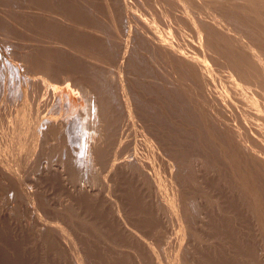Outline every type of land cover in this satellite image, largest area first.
<instances>
[{
	"label": "rangeland",
	"instance_id": "374dc122",
	"mask_svg": "<svg viewBox=\"0 0 264 264\" xmlns=\"http://www.w3.org/2000/svg\"><path fill=\"white\" fill-rule=\"evenodd\" d=\"M1 1L0 18L4 19V15H8V17L6 16L4 19L6 23L0 21V26L2 25L1 27L4 29L0 27V40L5 42L1 45L0 41V48H2L0 50V58L2 57L0 59V66H2L0 69L2 70L0 71V264H264V164L259 162L260 156L257 159L256 156L255 158L250 154L253 148L260 144H256V141H253L254 145H252L253 142L250 140L249 143L252 146L250 153L246 150H236L234 139L231 138L232 140H229V136L224 134L225 131L219 130L218 124L215 126L214 120H211L212 118L210 116L213 117L214 115L212 113H215L216 110L212 106H209V109H203L199 104L200 101L206 104L211 103L207 99L209 98L208 92L212 91L211 83H213V78L203 68V62L198 58L200 54L198 55L195 49L192 48L194 51L189 50L191 53H186V50L185 52L183 51L184 44H189L187 47L190 48L194 46L193 42H197L198 36L196 30L198 29L201 35L204 34L207 36L203 40L204 46H201V49L206 50L212 59L222 57L227 62H220V68H222H219L216 71L218 73L215 72L213 76L215 84L218 82L219 86L221 82L226 85L231 84L232 80L229 74L226 73V70H228L227 67L229 68V65L234 64L232 59H237L236 61L243 63L244 61H241V59H246L247 61L252 57L253 59L258 56L259 58H264V0H153L152 4L150 0H143V2L142 0H46V6L43 0ZM154 1H157V4L163 6L164 9L166 8L165 10H170V14L167 15L169 17L170 15L172 16L170 17L171 20L174 18L172 23L177 27V50L182 52L184 59L177 57L174 60L173 54H171L172 51L169 50L170 48L168 46H165V48L160 45L153 39L152 33H149L153 29L152 26H154L149 15L151 14L152 16L151 7L155 8ZM174 1L177 4L173 3ZM27 5L29 7H26ZM32 6L34 8L37 6V13H39L41 8L48 10L49 8L50 10L55 9L56 12L60 11L61 14H64L66 17L68 16V19L70 16V24H77L78 22L76 21L81 19L80 24L78 23L79 25H74L73 27L71 26L72 24L69 25L71 27L67 33H70L69 31L72 30L71 33H73V36H71V33L69 35L67 33H60L59 31L55 32L56 30L53 29V26L50 27L49 24H44V21L41 24V20H39L40 23H36L35 21L38 19L34 18L35 21L33 19H26L28 17L25 14L30 9L35 12ZM171 6L177 11H174ZM21 10H24L26 13L24 12V14ZM110 10L121 15L119 17L116 15V20L118 21L115 23L111 20ZM4 11L6 13L2 14ZM71 11L72 14L76 12L79 15V19L77 17L78 15H70L71 13L69 12ZM121 11L124 14L120 13ZM15 14L18 18L14 16ZM22 14L25 15V19L22 18ZM134 16L138 18L134 19ZM76 17L77 19H74ZM7 18L9 19L7 20ZM187 19L190 20V24ZM10 20L18 21H11L13 23H9ZM71 20L76 21L74 23ZM141 22L144 24L142 25ZM1 23L4 25L7 24L8 27L7 25L4 27ZM117 23L120 26H125V28L119 27ZM128 23L133 25V27H130H135L134 29L137 30H135V36L132 35L135 37L133 39L135 42L131 44V49L129 48V55L127 54L125 60H123L120 58L121 54L117 53L118 51L121 53L120 45L117 44H122L126 41L125 39L128 37L126 24L128 25ZM12 24H15L14 26L16 27L12 26ZM150 24L153 25L151 26ZM115 25L117 27L116 29ZM78 26L81 30L80 28L78 29ZM47 27L48 29H46ZM120 28L125 31L126 35H124V31ZM77 29L81 32L80 35ZM117 29L119 34L122 32L120 37L122 39L121 41L118 40L120 35L115 32ZM88 30L100 34L98 35L100 38L97 37V40L100 39L97 42L98 45H92V43L90 45V42L87 40L85 42V38L82 37L79 39L78 35L83 36L87 32L90 35ZM102 32L103 34H101ZM116 33L119 36L116 37ZM58 34H61V38ZM65 34L70 39H67ZM123 35L125 39L122 37ZM77 37L80 41H76ZM234 37L236 39L241 37L239 39L240 48L243 50L233 44ZM58 38L65 39L64 41L73 46L75 44L77 46L78 44L81 50L77 49L78 46L77 48L75 47L76 50L71 52L73 55L66 50L63 52L62 49L61 52L58 50L56 52L54 49H52V52L48 50L51 54H48L46 49H44L46 53L42 51L43 48L40 51V47L46 44L53 45L50 41ZM48 40L49 42H47ZM113 40L120 41H116L117 47ZM107 41L112 43H108ZM43 42L46 44H43ZM100 42L103 46L112 50L108 51L107 48L100 45ZM10 43L14 47L11 46L8 49L7 46ZM35 43L41 46L38 47L39 45ZM107 43L110 45H107ZM115 48H119V50L117 51ZM2 50L11 51L14 55L5 53L6 51ZM27 50V55L30 54L31 57H34V60L33 58L32 60L35 64L30 56L28 57L24 54ZM36 50H39L40 53H37ZM237 50L240 55H238ZM80 51L84 52L86 56L80 54ZM148 51H150L151 57ZM65 52L66 54H63ZM94 52L96 53L92 55ZM88 53L93 56L92 58H94L93 60L95 62H98L97 59L100 58L104 61L101 59L99 61L101 64L99 66L100 71L101 67L103 69L101 72L97 67L94 68V65H89L85 61L92 60ZM3 54L5 56H2ZM234 55L239 58H234ZM22 56L27 58H23ZM87 56L89 59L86 58ZM195 56H197V60L194 59ZM39 57L43 58L39 59ZM22 58L25 60H22ZM83 58L86 59L83 60ZM29 59L32 62L28 61ZM47 60L48 65L46 63ZM26 61L30 62V66L33 65L34 67L29 68V64ZM11 62L14 64L13 66ZM20 62L21 64H19ZM122 62L125 63L123 64ZM9 63H11L10 65L12 67ZM38 63L41 66L46 65L44 68H41V66H37L39 65ZM191 64L193 65L191 66ZM23 65H27L26 67L29 70L33 69L34 72H29L37 73V75L35 76L33 73L29 74L25 67L22 68ZM36 66L39 70L36 69ZM46 66L49 67V70L47 68V70L45 69ZM122 66L125 67L124 75L127 74L124 77L125 81L123 80V84H120L118 87L120 89L114 88L116 89L115 92L112 89L113 87L105 85L107 83L103 79L104 73L109 70L108 72L115 75L117 71L115 75L117 77ZM141 66L143 67L141 68ZM8 68L12 71H9L10 69ZM53 69L59 71V73L55 70L53 71ZM3 70L4 75L2 74ZM5 70L7 73H5ZM134 70L136 71L135 73L133 72ZM238 70L247 79L243 67L238 68ZM48 71L55 72L53 76L57 77V79L51 73H48ZM71 71H74V75L71 74L73 73ZM99 72H103V77ZM46 73L48 75L46 76L47 78L44 76ZM14 76L19 78L17 80H20L21 84L18 83ZM21 76L23 78L20 79ZM2 77H4V81ZM11 77H13L12 81ZM96 77V80L100 82L98 88L102 89L100 91L104 95L103 99L105 97L107 98L104 101L102 100L101 105L103 103L104 105L100 106L98 110V114L102 113L103 115L99 114V117L96 116L98 120L100 119L102 123L104 121L108 125L103 123L99 127L97 126L98 122L92 120L93 118H89L90 120H83L85 126L79 128L80 130L77 129L76 134L74 133L75 135H72L70 131L58 125L61 123L62 117L59 103L53 99V92L57 88L63 89L66 84L65 88H69L73 93H77L78 95H75L80 101L87 100L86 95H88L90 98L87 101L91 102L89 104L93 107L94 104H92L90 95L94 88L95 80L93 79ZM81 78L84 79L83 82ZM9 79V85L6 82L8 86L6 84V86L3 85L4 83L1 82L8 81ZM58 79H63V81L59 82ZM64 79L67 81L64 82ZM126 79L128 80L126 81ZM21 80L26 81L22 82ZM43 80L44 83L42 82ZM88 81L92 85L86 83ZM71 82L73 84L75 82V84L73 85ZM127 83L129 84L127 85ZM10 84H12V88ZM39 84H42V88ZM45 84L49 85L47 86ZM69 84L72 86H69ZM82 84L85 85L84 87L86 89H84ZM206 84L208 85L206 86ZM19 85H22V87L18 90ZM28 85L32 89H30V86L28 88ZM63 85L64 87H62ZM86 85H88V88ZM2 87H7L6 89L4 88L6 91ZM89 87L91 92L89 91ZM105 87H109V89L106 90ZM22 89L26 92L25 94ZM38 90L42 93L37 92ZM118 90V93L121 92L120 94L117 93ZM254 90H252L253 93H250L251 96L256 95L258 97L263 95L262 90ZM83 91H89L90 94ZM244 91L247 92L246 89ZM18 93L19 96H17ZM108 93H111V95ZM82 96H85V98ZM16 97H19V99ZM34 97L35 100L33 99ZM36 98L40 99L37 100ZM45 98L47 101L43 103L46 100ZM115 99L117 100L115 101ZM119 99L122 100L120 101ZM235 100L229 107L231 109L234 108L235 111L240 108L239 110L248 112L246 116L248 114L250 116L245 118L246 121L236 117L235 119L224 118V122L232 126H238L240 124L244 127H251L252 131L254 129V133L256 131L258 132V127L262 126L264 129V114L257 111L261 107V110L264 109L262 102H259L260 106L258 102L255 105L249 104L252 100H248L249 108H246L247 105L242 103L240 96L239 98H235ZM117 102L119 103L117 104ZM39 104L43 108L38 109L41 111V114L37 110V108H40V106L38 107ZM44 104L48 105L44 107ZM89 104L88 107L90 108ZM234 104H236V107H233ZM50 105L51 107H49ZM24 106H27V109ZM30 106L32 110L28 109ZM124 107L129 112H126ZM19 108L23 111H20ZM107 110L109 111L107 112ZM207 110L208 113L210 112L209 115ZM17 111L19 113L26 111L24 113L27 115L26 121L24 120V114L21 115L20 113V116ZM136 111L137 113H134ZM113 112L116 115H113ZM16 113L18 117L23 118L18 119ZM104 113H107L108 116ZM200 114L201 116H199ZM253 114L259 116H253ZM104 115L107 116V119H105ZM118 115L120 116L119 118ZM47 116L49 117L48 119H46ZM115 116L119 122L115 119ZM27 117L33 118L34 121L31 118L27 121ZM259 118H262V120L260 119V121ZM56 119L59 122L53 123ZM128 119L129 121H127ZM213 119L215 118L213 117ZM36 120L38 121L36 122ZM23 121L24 125L22 123ZM126 121L130 123L128 124ZM31 122L34 123V127ZM44 122L45 125L48 124L47 122H49L48 125L51 123V127L49 126L50 129L48 126L44 127ZM254 124L256 125L253 126ZM55 125H58L57 129ZM96 126L99 130L102 128L100 130L101 133L99 130L96 131L94 129ZM136 127L137 130L143 129L145 132L142 130L137 131ZM45 128L46 130L48 129L47 132H50V134L45 132ZM60 128L61 130L63 128L64 131L62 130L61 132ZM113 128L117 129L115 130ZM37 129L40 131L38 132ZM43 130L45 134H43ZM239 130L242 133L245 131L242 128ZM68 132L70 133L68 134ZM144 133L147 135L143 137L142 134ZM260 134L258 132L256 135L259 139H264V137H260L264 135ZM102 135L103 137H101ZM96 136V145L99 147L97 156L95 155L93 159L88 151L89 147L91 148L92 145H95L93 142H95ZM21 137L24 139H21ZM146 137L149 140L145 139ZM98 138L100 139L98 140ZM85 140L89 141L85 143ZM91 142L93 144L88 146ZM29 143L32 144L30 145ZM101 143L103 145H99ZM260 146L264 150V146ZM29 147L31 150H29ZM102 150L104 152L103 154H101ZM27 151H29L28 155H26ZM131 160L135 163L133 164ZM255 160H258V163ZM128 162L133 165L127 166L129 164ZM137 162L140 164H137ZM135 164L136 166H134ZM124 168H127V170ZM189 219L191 220L189 221ZM201 229H203V233Z\"/></svg>",
	"mask_w": 264,
	"mask_h": 264
},
{
	"label": "bare ground",
	"instance_id": "6f19581e",
	"mask_svg": "<svg viewBox=\"0 0 264 264\" xmlns=\"http://www.w3.org/2000/svg\"><path fill=\"white\" fill-rule=\"evenodd\" d=\"M1 1V0H0ZM8 1H10V0H8ZM7 1V2H8ZM25 1V0H24ZM32 1V0H31ZM40 1V0H39ZM48 1V0H47ZM46 0L44 1L43 0V2H44V4L47 2ZM55 1V0H54ZM75 1V0H74ZM104 1V0H103ZM106 1V0H105ZM121 1V0H120ZM149 1V0H148ZM152 1L153 0H150V2H151V4H152ZM2 2V1H1ZM19 2V1H18ZM61 2V1H60ZM71 2V1H70ZM70 2H69V4H70ZM109 2V1H108ZM142 2H143V0H142ZM13 3V2H12ZM32 3V2H31ZM35 3V2H34ZM49 3V2H48ZM52 3V2H51ZM165 3V2H164ZM173 3H176L177 4V2L176 1H174ZM1 4V3H0ZM6 4H8V3H6ZM5 4V5H6ZM11 4V3H10ZM18 4V3H17ZM67 4V3H66ZM154 6H155V8H152L151 7V10H152V16H151V14H149L150 15V17H151V20H152V22H153V24H154V26H152L153 24H150L151 26H152V28L154 29V31H153V29L151 30V32H149V33H152V35H153V39H155L160 45H162V46H168L169 48V50H171L172 51V53L171 54H173V57H174V60H176L177 59V57H179V58H183L184 59V55L182 54V52L180 51V50H177V38H176V32H177V27H176V25L174 24V23H172L173 21V19L174 18H172V20L170 19V17H172L171 15H170V17L167 15V14H170V10H165L164 9V7L163 6H161L160 4H157V1L155 2L154 1ZM172 4V3H171ZM2 5V4H1ZM12 5V4H11ZM35 5V4H34ZM33 5V6H34ZM47 4H45V6H46ZM51 5V4H50ZM60 5V4H59ZM65 5V4H64ZM64 5H62V6H64ZM108 5V4H107ZM158 5V6H157ZM167 5V4H166ZM174 5V4H173ZM7 6H9V4L7 5ZM20 6V5H19ZM32 6V8L33 9H35L34 11L35 12H33V10L32 9H30L31 10V12H29L28 10V13L27 14H25L26 12L23 10H21V12H25L24 14L26 15V17H28V18H26L25 17V15H23L22 16V18H26V19H33L34 20V18L35 19H38L37 21H35L36 23L38 22V23H40L39 22V20H41V22L42 21H44V24L45 23H47V25L49 24L50 25V27L51 26H53V29H55L54 31L55 32H62L63 34L64 33H67L68 32V30H70L69 28L72 26H76V25H79L80 23V20L79 21H76V22H78L77 24H70L69 23V21H70V16H69V19L64 15V14H61V12L60 11H58V12H60V13H58V12H56V10L54 11V10H50V8L49 7H47V8H49V10L48 9H40L39 10V13H37L36 12V7L37 6H35V8ZM70 6H72V5H70ZM76 6H77V4H76ZM80 6V5H79ZM6 7V6H5ZM26 7H29L28 5L26 6ZM42 7H44V6H42ZM59 7V6H58ZM115 7V6H114ZM132 7V6H131ZM172 8H173V6H171ZM9 8V7H8ZM38 8H40V7H38ZM65 8V7H64ZM81 8V7H80ZM112 8V7H111ZM125 8V7H124ZM133 8V7H132ZM3 9V8H2ZM6 9V8H5ZM12 9V8H11ZM14 9V8H13ZM22 9H25V8H22ZM63 9V8H62ZM69 9V8H68ZM174 9V8H173ZM179 9H180V7H179ZM7 10V9H6ZM42 10H44L43 12H42ZM113 10H114V8H113ZM123 10V9H122ZM19 11V10H18ZM38 11V10H37ZM40 11H41V13H40ZM64 11V10H63ZM62 11V12H63ZM82 11V10H81ZM92 11V10H91ZM107 11V10H106ZM119 11V10H118ZM174 11H177V10H175L174 9ZM1 12H2V10H1ZM65 12V11H64ZM67 12V11H66ZM76 12H77V10H76ZM76 12H74V14H72V11L71 12H69V13H71L70 15H74V16H77L78 14H76ZM83 12V11H82ZM108 12V11H107ZM110 13V15H111V20L115 23L116 21H118V20H116V15H118V14H116V12L115 11H112V10H110L109 11ZM182 12V11H181ZM6 12L4 11V13H2V14H5ZM68 13V12H67ZM81 13V12H80ZM120 13H122V14H124V12H120ZM149 13V12H148ZM172 13V12H171ZM76 14V15H75ZM19 15V14H18ZM81 15V14H80ZM109 15V16H110ZM0 16H1V14H0ZM5 16V18H6V16L8 17V15H4ZM14 16H16V14L14 15ZM119 16H121V15H118V17ZM124 16V15H123ZM137 16V15H136ZM178 16V15H177ZM17 17V16H16ZM78 17V19H79V15L77 16ZM77 17L76 18H74V19H77ZM95 17V16H94ZM174 17V16H173ZM2 18H3V15H2ZM4 18V19H5ZM15 18V17H14ZM18 18V17H17ZM16 18V19H17ZM73 18V17H72ZM92 18V17H91ZM136 18H138V17H136ZM135 18V16H134V19H136ZM178 18V17H177ZM1 19V18H0ZM4 19H1L0 21H3V23H6L5 21H4ZM9 18H7V20H8ZM11 19H13V18H11ZM24 19H22L23 21H25ZM87 19H88V17H87ZM120 19V18H119ZM130 19V18H129ZM146 20H148L147 18H146ZM178 20H179V18H178ZM11 21H16V20H10L9 21V23H13V22H11ZM18 21V20H17ZM16 21V22H17ZM27 22H29L28 20H26ZM74 20H71V22H73ZM75 21H74V23H75ZM88 21V20H87ZM87 21H85V22H87ZM139 21V20H138ZM138 21H137V24H138ZM181 21V20H180ZM187 21H188V23L190 24V20L189 19H187ZM16 22H14V23H16ZM22 22V21H21ZM20 22V23H21ZM26 22V23H27ZM126 22V21H125ZM124 22V23H125ZM174 22H175V20H174ZM177 22V21H176ZM192 22V21H191ZM3 23H1V24H3ZM26 23H24V24H26ZM29 23H31V22H29ZM32 23H33V21H32ZM121 24H122V22H120ZM142 23V25L144 24L143 22H141ZM151 23V22H150ZM178 23V22H177ZM7 24H8V22H7ZM7 24H3L4 25V27L7 25ZM17 24V23H16ZM23 24V23H22ZM34 24V23H33ZM41 24H43V22L41 23ZM84 24V23H83ZM88 24V23H87ZM90 24V23H89ZM118 24V26L119 27H124L125 28V26H120L119 25V23H117ZM136 24V25H137ZM9 25V24H8ZM8 25H7V27H8ZM15 24H12V26H14ZM21 25V24H20ZM28 25V24H27ZM69 25H71V26H69ZM182 25V24H181ZM2 26V25H1ZM0 26V27H1ZM10 26V25H9ZM18 26H19V23H18ZM17 26V27H18ZM22 26V25H21ZM25 26V25H24ZM23 26V27H24ZM29 26V25H28ZM32 26V25H31ZM39 26V25H38ZM43 26V25H42ZM82 27H83V25H81ZM84 26H86V24H84ZM87 26H89V25H87ZM130 26H132L133 27V25H130L129 23H128V25L126 24V30H128V37H127V39H125V36L124 35H126V33H125V31L123 30V29H121L122 31H124V35L122 36L126 41L124 42V43H122V44H117V45H120V49L122 50H120V52L121 53H119V48L117 49V48H115V49H117V53L118 54H121V59H123V60H125V57L127 56V54L129 53V48L131 49V44H133V42H135L133 39L135 38V37H133L132 35H134V33H135V30H137V29H134V28H132V27H130ZM146 26H147V24H146ZM14 27H16V26H14ZM49 27V28H50ZM143 29H144V27L143 26H141ZM181 27V26H180ZM191 27H192V25H191ZM197 27V26H196ZM9 28H11V27H9ZM27 28V27H26ZM35 28V27H34ZM75 28V27H74ZM74 28H72V29H74ZM80 27L78 26V29H79ZM84 28H86V27H84ZM83 28V30L85 31V29ZM90 28V27H89ZM117 27H116V25H115V29H116ZM146 28V27H145ZM193 28V27H192ZM195 28V27H194ZM1 29H3L2 27H1ZM8 29V28H7ZM22 29V28H21ZM27 29H29V28H27ZM46 29H48V27L46 28ZM51 29V28H50ZM52 29V30H53ZM78 29H77V31H78ZM92 29H95V28H92ZM4 30V29H3ZM42 30H43V28H42ZM80 30H81V28H80ZM147 30H148V27H147ZM47 31V30H46ZM72 31V30H71ZM71 31H69L70 33H71ZM74 31H76V30H74ZM89 31V33H90V35H88V32H87V34H83V36L81 35V36H79L80 34H81V32L80 31H78V32H80L79 33V35H78V37H79V39H80V37H82V38H85V42H86V40L88 41V42H90L89 44L91 45V43H92V45H98V43L97 42H99V40H97V37L98 38H100L98 35H100V34H96L97 32H93V31H90V30H88ZM94 31H97V30H94ZM118 31V29L115 31V32H117ZM120 31V30H119ZM149 31V30H148ZM45 32V31H44ZM48 32V31H47ZM114 32V33H115ZM138 32V31H137ZM196 34H197V38H198V40H197V42H193V47L191 46L190 48H188L187 47V45H189V44H184L183 46H184V49H183V51L185 52V50L187 51L186 53H188V52H190L191 50H193V49H195V52L197 51V53H198V55L200 54V57L198 56V58L203 62V68H205V71L208 73L209 72V74L212 76V78H213V83H211V86H212V91L211 92H208V94H209V98L207 99V100H210V102L211 103H209V104H206V103H201V101L200 100H198V101H200L199 102V104H200V107H202L203 109L204 108H208L209 106H212L215 110H216V112L215 113H212V115H214L213 117L215 118V119H213V117L212 116H210L212 119L211 120H214L213 122L215 123V126L218 124V127L220 128L219 130H224L225 131V133L224 134H226L227 136H229V140H232V139H234V141H235V148H236V150L237 149H240V150H246V151H248L249 153L251 152V148H252V146L250 145V140L253 142H255L256 144H260V145H262V146H264V139L262 138H258V136L256 135L258 132H260L262 135H264V129H263V127L261 126V127H258L259 128V130H258V132L256 131L255 133L253 132L254 131V129H253V131H252V128L251 127H244V126H241L240 124H238V126H232L231 124H228V123H226V122H224V118L225 119H229V118H231V119H235L236 117H238V119L240 118V119H242V120H245V118L247 117V116H250L249 114L246 116V113H248V112H245V111H242V110H239V109H237V111H235L234 110V108L233 109H231L229 106L230 105H232L233 103H234V100H235V98H239V96H240V98H241V101H242V103H244V104H246L247 105V107L246 108H249L248 107V105L249 104H254L255 105V103L257 104V102H258V104H259V102H262V104L264 105V58H259V56L258 57H255L254 59H253V57L251 58V59H249V60H247L246 61V59H241V61H244L243 63H241V62H238V61H236L235 59L233 60L232 59V61H233V65H229V68L227 67V69L228 70H226V73H228L229 74V76H230V78H231V80H232V82H231V84H229V85H226L225 83H223V82H221V84H220V86L218 85V83H216L215 84V82H214V74H215V72L217 71V70H219V68H220V62H226V60L224 59V58H214V59H212V57H211V55L210 54H208L207 52H206V50H202L201 49V46H204L203 45V40L204 39H206V35H201L200 34V32H198V29L196 30ZM67 33V34H69V35H71V36H73V33ZM98 33H99V31H98ZM106 33V32H105ZM104 33V34H105ZM118 33V32H117ZM116 33V34H117ZM121 34H122V32H120ZM139 33V32H138ZM138 33H137V35H138ZM148 33V34H149ZM183 33V32H182ZM49 34V33H48ZM67 34H65L66 36H67ZM75 34H77V32H75ZM101 34H103V32L101 33ZM109 34V33H108ZM115 34V35H116ZM119 34V33H118ZM116 35V37L117 36H119V39L118 40H122V39H120V37H121V34H119V35ZM156 34V35H155ZM47 35V34H46ZM45 35V36H46ZM60 35L61 34H58V36L60 37ZM64 35V36H65ZM85 35H88V36H85ZM106 35V34H105ZM109 35H111V34H109ZM136 35V36H137ZM139 35L141 36V34L139 33ZM138 35V36H139ZM152 35H151V37H152ZM48 36V35H47ZM50 36V35H49ZM66 36H65V38H66ZM75 36V35H74ZM135 36V35H134ZM140 36H139V38H140ZM144 36V35H143ZM9 37V36H8ZM51 37V36H50ZM78 37H77V39H76V41L77 40H79L78 39ZM115 37V38H116ZM133 37V38H132ZM6 38V37H5ZM41 38V37H40ZM39 38V39H40ZM53 38H54V34H53ZM53 38H51V39H53ZM57 38V37H56ZM61 38V37H60ZM60 38H58V39H55L54 41L53 40H51L50 42L51 43H53V45L51 44H46L45 42H46V40H45V42H43V44H46V45H44L43 47H40L41 45L40 44H37V43H35V44H37V45H39L38 47H40V51H41V49L43 48V50L42 51H45L44 49H46L47 50V52H48V50H50L51 52H52V49H54V51H56V50H58V51H60L61 52V49L63 50V52H64V50H66V51H68L70 54H72L71 52L74 50H76L75 49V47L77 48V46H78V44H77V46H76V44H75V46H73L72 44H68V42H66V41H64V40H62V39H60ZM69 37L67 36V39H68ZM137 39H138V37H136ZM145 38V37H144ZM239 39L241 38V37H238ZM38 39V40H39ZM44 39H47V38H44ZM70 39V38H69ZM114 39V38H113ZM124 39H123V41H124ZM136 39V40H137ZM239 39H236V37H234V42H233V44H235V46H237V47H239V49H242V48H240V41H239ZM4 40V39H3ZM6 40V39H5ZM10 40V39H9ZM42 40V39H41ZM49 40H50V38H49ZM49 40L47 41V42H49ZM109 40V39H108ZM1 41V40H0ZM37 41V40H36ZM43 41V40H42ZM76 41H74L75 43H76ZM80 41V40H79ZM84 41V40H83ZM114 41V40H113ZM117 41V40H116ZM116 41H114L115 42V45H116ZM120 41H117V42H120ZM169 41V42H168ZM4 42V41H3ZM3 42L1 41V45H3ZM87 42V43H88ZM108 43H112V42H109V41H107ZM147 42V41H146ZM5 43V42H4ZM41 43V42H40ZM78 43V42H77ZM80 43V42H79ZM97 43V44H96ZM101 43V42H100ZM107 43V45H110V44H108ZM31 44V43H30ZM42 44V43H41ZM1 45H0V47H1ZM7 45V44H6ZM6 45H4V46H6ZM13 44H9V46H7V48L8 47H11ZM37 45H36V47H37ZM72 45V46H71ZM82 45V44H81ZM86 45V44H85ZM100 45H102V43L100 44ZM112 45V44H111ZM117 45H116V47H117ZM141 45V44H140ZM192 45V44H191ZM4 46H2V47H4ZM33 46H35V45H33ZM33 46H31V47H33ZM103 46V45H102ZM101 46V47H102ZM12 47H14V46H12ZM29 47V46H28ZM30 47V48H31ZM83 47V46H82ZM85 47V46H84ZM88 47V46H87ZM86 47V48H87ZM103 47H105V46H103ZM150 47H151V45H150ZM165 47V48H166ZM35 48V47H34ZM33 48V49H34ZM99 48V47H98ZM105 48H107V47H105ZM112 48V47H111ZM140 48V47H139ZM158 48V47H157ZM182 48V47H181ZM193 48V49H192ZM2 48H0V50H1ZM9 49V48H8ZM7 49V50H8ZM14 49V48H13ZM29 49V48H28ZM32 49V48H31ZM36 49V48H35ZM39 49V48H38ZM77 49H80L79 48V46H78V48ZM101 49V48H100ZM108 49V48H107ZM114 49V50H115ZM134 49V48H133ZM238 49V50H239ZM7 50H2V51H6L5 53H11V51L10 52H8ZM12 50V49H11ZM81 50V49H80ZM87 50V49H86ZM91 50V49H90ZM102 50V49H101ZM106 50V49H105ZM112 50V49H111ZM111 50H109L108 49V51H111ZM190 50V51H189ZM237 50V51H238ZM243 50V49H242ZM1 51V52H2ZM37 51V53L39 52L40 53V51L39 50H36ZM50 51L48 52V54L50 53ZM82 51H83V49H82ZM82 51H80L81 53L80 54H82V55H85L84 54V52H82ZM93 51V50H92ZM134 51V50H133ZM168 51V50H167ZM194 51V50H193ZM240 52H241V50H239ZM239 51H238V53H239ZM26 53H24V54H26L27 55V52H28V50L27 51H25ZM57 52V51H56ZM76 52H79V51H76ZM90 52V51H89ZM116 52V51H115ZM150 51H148V53H149ZM236 52V51H235ZM254 52V51H253ZM34 53V52H33ZM32 53V54H33ZM45 53H46V51H45ZM96 52H94L92 55H94ZM169 53V52H168ZM191 53V52H190ZM193 53V52H192ZM238 53H236V54H238ZM257 53V52H256ZM11 54H13V52L11 53ZM51 54V53H50ZM63 54H66V52L65 53H63ZM62 54V55H63ZM77 54V53H76ZM75 54V55H76ZM89 54V53H88ZM242 54V53H241ZM259 54V53H258ZM1 55V54H0ZM14 55V54H13ZM13 55H8V56H13ZM25 55V56H26ZM73 55V54H72ZM78 55V54H77ZM92 55H90L89 54V57L92 59V60H90L89 58H88V56L86 57V58H88L89 60H85L86 58H83V60H85V61H87V63H89V65L90 64H92V65H94V68L95 67H97L98 68V70L100 71V69H99V66L101 65L100 64V57H98V58H100V59H97L98 60V62H95L93 59L94 58H92L93 56ZM129 55V54H128ZM131 55V54H130ZM149 55H150V57H151V54L149 53ZM188 55H190V54H188ZM238 55H240V53L238 54ZM2 56H5L4 54L2 55ZM24 56V55H23ZM22 56V57H23ZM28 57L30 56L31 57V55L29 54V55H27ZM86 56V55H85ZM159 56V55H158ZM190 56H193V55H190ZM235 56V55H234ZM242 56V55H241ZM7 57V56H6ZM78 57V56H77ZM95 57V56H94ZM109 57V56H108ZM129 57V56H128ZM145 57V56H144ZM153 57V56H152ZM161 57V56H160ZM196 57V58H195ZM194 57V59H196L197 60V56H195ZM239 58L238 56H235L234 58ZM2 58V57H1ZM0 58V59H1ZM23 58H27V57H23ZM22 58V60H25V59H23ZM32 58H33V60H34V57L32 56L31 57V60H32ZM37 58V57H36ZM40 58H43V57H39V59ZM51 59H52V57H50ZM168 58V57H167ZM178 58V59H179ZM186 58V57H185ZM188 58V57H187ZM193 58V57H192ZM244 58V57H243ZM6 59H8V58H6ZM10 59V58H9ZM11 59H12V57H11ZM10 59V60H11ZM38 59V58H37ZM36 59V60H37ZM48 59V58H47ZM75 59V58H74ZM95 59H96V57H95ZM146 59V58H145ZM151 59V58H150ZM5 60V59H4ZM13 60V59H12ZM30 59L28 60V61H31ZM32 60V61H33ZM81 60V59H80ZM102 60V59H101ZM105 60H107V59H105ZM131 60V59H130ZM137 60V59H136ZM147 60V59H146ZM182 60V59H181ZM5 61H7V60H5ZM31 61V62H32ZM43 62H44V60H42ZM89 61V62H88ZM103 61V60H102ZM127 61V60H126ZM129 61V60H128ZM154 61V60H153ZM179 61H180V59H179ZM1 62V61H0ZM13 62V61H12ZM11 62V63H12ZM27 62V61H26ZM48 62V60L46 61V63ZM104 62V61H103ZM132 62V61H131ZM142 62V61H141ZM149 62H150V60H149ZM152 62V61H151ZM2 63H3V61H2ZM5 63H8V62H5ZM11 63H9V65L11 64ZM22 63H23V61H22ZM28 64H29V68H32V66H30V62H27ZM33 63L35 64V62L33 61ZM40 64H41V62H39ZM38 63V64H39ZM45 63V62H44ZM123 63V62H122ZM125 63V62H124ZM123 63V64H124ZM181 63H182V61H181ZM185 63V62H184ZM188 63V62H187ZM189 63H191V62H189ZM227 63V62H226ZM4 64V63H3ZM2 64V65H3ZM15 64H17L16 62H15ZM19 64H21V62L19 63ZM32 64V63H31ZM37 64V63H36ZM37 65V66H41V65H43V64H41V65ZM84 64V63H83ZM86 64V63H85ZM103 64V63H102ZM127 64V63H126ZM9 65H7V66H9ZM12 66L14 65L13 63L11 64ZM10 65V66H11ZM46 65V64H45ZM44 65V66H45ZM47 65H48V63H47ZM88 65V64H87ZM88 65V66H89ZM193 64H191V66H192ZM4 66V65H3ZM11 66V67H12ZM18 66V65H17ZM16 66V67H17ZM27 65H23L22 66V68L23 67H25L27 70H28V72L29 71H33V69L31 70H29L27 67H26ZM37 66H36V69L37 70H39V68H37ZM44 66H41V68L43 67L44 68ZM50 66V65H49ZM1 67L2 66H0V69H1ZM5 67V66H4ZM19 67V66H18ZM34 67V66H33ZM90 67V66H89ZM104 67V66H103ZM122 67H124V66H122ZM122 67H121V70H120V72H119V74H118V78L115 76L116 75V73H117V71L115 72V75L113 74V73H111V72H106V73H104V77H103V72L102 73H100L103 69H102V67H101V71L99 72L100 74H102L101 76L103 77V79L104 80H106V82L105 83H107V84H105V85H108L109 87H113L112 89H114V88H118L119 86H120V84L122 85L123 84V82L125 81L124 80V77H125V75L127 74H125L124 75V73H125V71H124V69H125V67L122 69ZM136 67V66H135ZM143 66H141V68H142ZM197 67V66H196ZM199 67V66H198ZM201 67V68H202ZM243 67V69H244V72H245V75H246V77H247V79H245L244 77H243V74H241L240 73V71L238 70V68H242ZM20 68V67H19ZM48 69L49 67H45V69ZM53 68V67H52ZM52 68H51V70H52ZM92 68H93V66H92ZM93 68V69H94ZM106 68V67H105ZM119 68V67H118ZM138 68V67H137ZM189 68V67H188ZM192 68V67H191ZM202 68V69H203ZM222 68V67H221ZM220 68V69H221ZM8 69H10V68H8ZM13 69V68H12ZM16 69V68H15ZM35 69V68H34ZM46 69V70H47ZM57 69V68H56ZM61 69V68H60ZM92 69V70H93ZM111 69V68H110ZM136 69V68H135ZM144 69H145V66H144ZM195 69H198V68H195ZM49 70V69H48ZM55 69H53V71H54ZM97 70V69H96ZM105 70V69H104ZM115 70V69H114ZM119 70V69H118ZM189 70V69H188ZM200 70V69H199ZM199 70H196L197 72L199 71ZM223 70H224V68H223ZM0 71H2V70H0ZM6 71V70H5ZM9 71H12L11 69L9 70ZM40 71H42V69H40ZM44 71V70H43ZM55 71H57V70H55ZM62 71V70H61ZM64 71V70H63ZM106 71V70H105ZM112 71V70H111ZM191 71H193L192 69H191ZM195 71V70H194ZM16 72H17V70H16ZM27 72V71H26ZM34 72V71H33ZM33 72H29V74H32ZM45 72H47V71H45ZM44 72V73H45ZM58 73H59V71H57ZM57 72H56V74H57ZM71 72H73V73H71ZM70 73L72 74V75H74V71H71ZM94 72H95V69H94ZM128 72V71H127ZM134 73L136 72L135 70L133 71ZM200 72V71H199ZM220 72V71H219ZM5 73H7V71L5 72ZM22 73V72H21ZM48 73H51L52 74V76H53V73H55V72H49L48 71ZM67 73V72H66ZM75 73H76V71H75ZM98 73V72H97ZM196 73V72H195ZM216 73H218V72H216ZM225 73V72H224ZM3 75H4V70H3V73H2ZM28 74V75H29ZM76 74H78V73H76ZM75 74V75H76ZM129 74V73H128ZM191 74V73H190ZM228 74H227V76H228ZM0 75H1V72H0ZM18 75V74H17ZM25 75V74H24ZM24 75H22V76H24ZM33 75H37V73H33ZM41 75V74H40ZM39 75V76H40ZM42 75H43V73H42ZM50 75V74H49ZM66 75V74H65ZM68 75H69V73H68ZM68 75H67V78H68ZM79 75V74H78ZM166 75V74H165ZM205 75L209 78V76L205 73ZM19 76V75H18ZM17 76V77H18ZM20 77V79L21 78H23V77ZM26 76V75H25ZM45 77L46 76H48L47 75V73L44 75ZM43 76V77H44ZM100 76V75H99ZM28 77V76H27ZM44 77V78H45ZM50 77V76H49ZM49 77H48V79H49ZM54 77V76H53ZM60 77H61V75H60ZM80 77H82L81 75H80ZM134 77V76H133ZM141 77V76H140ZM3 78V81H4V77H2ZM1 78V79H2ZM7 78V77H6ZM14 78H16L15 76H14ZM36 78V77H35ZM47 78V77H46ZM45 78V79H46ZM55 79H57V77H54ZM211 78V77H210ZM17 79H19V78H16V80ZM32 79V78H31ZM47 79V80H48ZM54 79V80H55ZM66 79V78H65ZM64 79V82L65 81H67V80H65ZM81 79H83V78H81ZM91 79V78H90ZM97 77L95 78V79H93V80H95L94 81V88H93V90H92V92L90 91V87H89V91L91 92V101H92V104H94L93 105V107L89 104V103H91V102H88L87 100H89V98L90 97H88V95H86V94H83V95H86L87 97L86 98H88L87 100L85 99V100H79L78 98H77V96L75 95V94H77V93H73L69 88H65L66 87V84H65V87H64V85L62 86V87H64L63 89H58L57 88V90H55L54 92H53V99L54 100H57L58 101V103H59V109H60V114H61V119H62V121H61V123L60 124H58V125H60V126H62L64 129H66V130H68V131H70L71 133H72V135L75 133L76 134V130L78 129V130H80L79 128H81V127H84L85 126V124L83 123V120H87V119H89V118H93L92 120H94L95 122H98L97 123V126H102L103 125V123H104V121H103V123L100 121V119L98 120V118H97V116L99 117L100 115H103L102 113L99 115L98 114V110H99V108H100V106H103L104 105V103H103V105H101V103H102V100L104 101V99H107L106 97L103 99V96L104 95H102V91H100V90H102V89H99L98 88V85H99V83L100 82H98L97 80ZM131 79V78H130ZM133 79V78H132ZM218 80H219V78H217ZM227 79H229V78H227ZM13 80V77H11V81ZM34 80H36V79H34ZM38 80V79H37ZM40 80V79H39ZM59 80V79H58ZM78 80H79V78H78ZM87 80V79H86ZM99 80V79H98ZM124 80V81H123ZM128 79H126V81H127ZM136 80V79H135ZM207 80V79H206ZM217 80V81H218ZM3 81H1L2 83H4L3 85H5L6 84V82L8 83L9 81H10V79L8 80V81H5V82H3ZM18 81V83H20V80H17ZM22 81V80H21ZM24 81H26V80H23L22 82H24ZM29 81V80H28ZM33 81V80H32ZM32 81H31V84H32ZM41 81V80H40ZM51 81V80H50ZM49 81V82H50ZM60 81H63V79L62 80H59V82ZM84 81V79L82 80V82ZM100 81V80H99ZM13 82H15V81H13ZM37 82V81H36ZM43 83H44V80L42 81ZM75 82H76V80H75ZM75 82H74V84H75ZM92 82V81H91ZM178 82V81H177ZM11 83V82H10ZM16 83V82H15ZM15 83H13V85H15ZM41 83V82H40ZM48 83V82H47ZM51 83V82H50ZM49 83V84H50ZM63 83V82H62ZM69 83V82H68ZM72 84H73V82H71ZM78 83H79V81H78ZM81 83V82H80ZM86 83H90L89 81L88 82H86ZM196 83V82H195ZM21 84V83H20ZM23 84V83H22ZM28 84H30L29 82H28ZM30 84V85H31ZM37 84V83H36ZM35 84V85H36ZM48 84V85H49ZM52 84H53V82H52ZM61 84V83H60ZM64 84V83H63ZM73 84V85H74ZM83 84H85V83H83ZM82 84V86L84 87L85 85H83ZM91 84V83H90ZM102 84V83H101ZM129 83H127V85H128ZM194 84V83H193ZM7 85V84H6ZM5 85V86H6ZM8 85H9V83H8ZM7 85V86H8ZM11 85V88H12V84H10ZM23 85H26V84H23ZM30 85H28V88H29V86ZM39 85H41V88H42V84H39ZM45 85H47V84H45ZM44 85V86H45ZM47 85V86H48ZM68 85V84H67ZM71 84H69V86H70ZM77 85V84H76ZM92 85V84H91ZM90 85V86H91ZM158 85V84H157ZM156 85V86H157ZM208 84H206V86H207ZM16 86V85H15ZM14 86V87H15ZM20 86V85H19ZM32 86H33V84H32ZM52 87H53V85H51ZM72 86V85H71ZM78 86H80V85H78ZM88 85H86V87H87ZM97 86V87H96ZM100 86V85H99ZM102 86V85H101ZM169 86V85H168ZM210 86V85H209ZM10 87V86H9ZM14 87H13V89H14ZM22 87V85L18 88V90L20 89ZM27 87V86H26ZM58 87V86H57ZM61 87V86H60ZM74 87V86H73ZM72 87V88H73ZM103 87H104V85H103ZM109 87L108 88H106L105 87V89L107 90V89H109ZM126 87V86H125ZM136 87H137V85H136ZM170 87V86H169ZM6 89L7 87H2V89ZM37 88H38V85H37ZM71 88V87H70ZM81 88V87H80ZM88 88V87H87ZM124 88V87H123ZM127 88H129V87H127ZM233 88V90H231V89ZM4 89V90H5ZM9 89V88H8ZM7 89V90H8ZM16 89H17V87H16ZM23 89H25L24 87H23ZM22 89V90H23ZM30 89H32L31 88V86H30ZM33 89H34V86H33ZM40 89V88H39ZM48 89H49V87H48ZM51 89V88H50ZM82 89V88H81ZM84 89H86L85 87H84ZM104 89V88H103ZM111 89V90H112ZM116 89H114L115 90V92H116ZM118 89H120V88H118ZM244 89H246L247 90V92H245L244 91ZM250 89H255L254 91H258V90H262L263 91V95L262 96H251V94L250 93H253V91L252 90H250ZM26 90V89H25ZM27 90H29V89H27ZM41 90H43V89H41ZM54 90V89H53ZM76 90V89H75ZM79 90V89H78ZM83 90V89H82ZM137 90V89H136ZM230 90H231V92H230ZM6 91V90H5ZM4 91V92H5ZM11 91V90H10ZM30 91V90H29ZM81 91V90H80ZM89 91L88 92H86V91H83V92H86L87 94L89 93ZM129 91V90H128ZM259 91V92H260ZM15 92V91H14ZM22 92V91H21ZM23 92H24V90H23ZM37 92H39V90L37 91ZM76 92V91H75ZM78 92V91H77ZM108 92V91H107ZM106 92V93H107ZM109 92H110V90H109ZM119 92V90L117 91V93ZM124 92V91H123ZM205 92V91H204ZM203 92V93H204ZM230 92V93H229ZM26 92H24V94H25ZM28 93H30V92H28ZM39 93H42V92H39ZM45 93H46V91H45ZM49 93V92H48ZM52 93V92H51ZM105 93V92H104ZM121 93V92H120ZM120 93H118V94H120ZM135 93V92H134ZM257 93V92H256ZM33 94V93H32ZM80 94H81V92H80ZM90 94V93H89ZM108 94H110L111 95V93H108ZM115 94V93H114ZM113 94V95H114ZM123 94V93H122ZM245 94V95H244ZM30 95V94H29ZM35 95V94H34ZM41 95V94H40ZM78 95V94H77ZM112 95V96H113ZM125 95V94H124ZM128 95V94H127ZM244 95V96H243ZM17 96H19V93L17 94ZM26 96V95H25ZM106 96H108V95H106ZM117 96V95H116ZM115 96V97H116ZM130 96V95H129ZM237 96V97H236ZM11 97V96H10ZM31 97V96H30ZM33 97V96H32ZM42 97V96H41ZM40 97V98H41ZM46 97V96H45ZM50 97V96H49ZM52 97V96H51ZM83 97V96H82ZM111 97V96H110ZM114 97V96H113ZM119 97V96H118ZM126 97V96H125ZM132 97V96H131ZM135 97V96H134ZM133 97V98H134ZM140 97V96H139ZM202 97V96H201ZM17 98V97H16ZM15 98V99H16ZM23 98H24V96H23ZM39 98V99H40ZM83 98H85V96L83 97ZM109 98V97H108ZM120 98V97H119ZM132 98V99H133ZM17 99H19V97L17 98ZM21 99V98H20ZM30 99V98H29ZM28 99V100H29ZM34 100H35V97L33 98ZM37 99V98H36ZM39 99H37V100H39ZM46 99V98H45ZM112 99V98H111ZM131 99V98H130ZM142 99V98H141ZM33 100V101H34ZM37 100H36V102H37ZM44 100V99H43ZM54 100H52V101H54ZM108 100H110V99H108ZM117 99H115V101H116ZM120 101L122 100V99H119ZM161 100H163V99H161ZM204 100V99H203ZM238 100H240V99H238ZM248 100H252V101H250V103L248 104ZM21 101H22V99H21ZM20 101V104L23 102H21ZM45 101H47V99L46 100H44L43 101V103L45 102ZM110 101H112V100H110ZM114 101V100H113ZM119 101V102H120ZM125 101V100H124ZM132 102H134L133 100H131ZM236 101V100H235ZM24 102H26V100H24ZM27 102H29V101H27ZM106 102H107V100H106ZM109 102V101H108ZM119 102H117V104L119 103ZM126 102V101H125ZM142 102V101H141ZM240 102V101H239ZM46 103V102H45ZM123 103V102H122ZM32 104V103H31ZM37 104V103H36ZM42 104V103H41ZM52 104H54V103H52ZM51 104V105H52ZM88 104L90 105V108L88 107ZM106 104V103H105ZM112 104V103H111ZM125 104V103H124ZM244 104H242V105H244ZM17 105V104H16ZM22 105V104H21ZM24 105V104H23ZM26 105H27V103H26ZM30 105V104H29ZM28 105V106H29ZM34 105H35V102H34ZM48 105V104H47ZM47 105H45L44 104V107L45 106H47ZM51 105L49 106V107H51ZM55 105H57V104H55ZM110 105V104H109ZM114 105V104H113ZM128 105V104H127ZM260 105V104H259ZM33 106V105H32ZM37 106V105H36ZM35 106V107H36ZM40 106V104L38 105V107ZM106 107H107V104L105 105ZM115 106V105H114ZM199 106V105H198ZM261 106V105H260ZM259 106V107H260ZM23 107V106H22ZM24 107H26V109H27V106H24ZM112 107V106H111ZM116 107V106H115ZM136 107V106H135ZM195 107V106H194ZM233 107H236V104H234L233 105ZM258 107V108H259ZM16 108H18V107H16ZM32 107L30 106V108L28 107V109H31ZM56 108H57V106H56ZM117 108V107H116ZM130 108H131V106H130ZM138 109H139V107H137ZM155 108V107H154ZM199 108V107H198ZM197 108V109H198ZM201 108V109H202ZM252 108H254L253 106H252ZM20 109V111H23V110H21V108H19ZM38 109H43V108H41V106H40V108H37V110ZM45 109V108H44ZM48 109V108H47ZM58 109V108H57ZM104 109V108H103ZM108 109H109V107H108ZM124 109H125V107H124ZM123 109V110H124ZM132 109V108H131ZM197 109H194V110H197ZM200 109V108H199ZM209 109V108H208ZM245 109V108H244ZM261 109H262V107H261ZM261 109H256L258 112H260V113H262V114H264V109L263 110H261ZM16 110V109H15ZM18 110V109H17ZM25 110V109H24ZM32 110V109H31ZM49 110H50V108H49ZM106 110V109H105ZM104 110V111H105ZM116 110V109H115ZM114 110V111H115ZM119 110V109H118ZM126 110V112L128 111L127 109H125ZM130 110V109H129ZM141 110V109H140ZM150 110V109H149ZM206 110V109H205ZM26 111H29V110H26ZM25 111V112H26ZM109 110H107V112H108ZM131 111V110H130ZM142 111V110H141ZM248 111V110H247ZM18 112V111H17ZM25 112H20L21 113V115L22 114H24ZM34 113H35V111H33ZM38 112H40V114H41V111H39L38 110ZM37 112V113H38ZM59 112V111H58ZM103 112V111H102ZM110 112H111V109H110ZM116 112V111H115ZM125 112V113H126ZM129 112V111H128ZM256 112V111H255ZM254 112V113H255ZM19 113V112H18ZM20 113H19V115H20ZM36 113V114H37ZM43 113V112H42ZM50 113V112H49ZM48 113V114H49ZM118 113V112H117ZM124 113V112H123ZM134 113H137V111L136 112H134ZM170 113V112H169ZM207 113H208V110H207ZM207 113H206V116H207ZM210 113V112H209ZM209 113H208V115H209ZM17 114V113H16ZM40 114H39V116H40ZM45 114V113H44ZM47 114V115H48ZM54 114V113H53ZM59 114V115H60ZM104 114H107V113H104ZM121 114H122V112H121ZM202 114V113H201ZM201 114L199 115V116H201ZM20 115V116H21ZM33 115V114H32ZM50 115V114H49ZM93 115H94V117H93ZM97 115V116H96ZM112 115V114H111ZM113 115H116V114H114V112H113ZM137 115V114H136ZM135 115V116H136ZM203 115H205V114H203ZM255 114H253V116H254ZM18 117V114H17V118L18 119H22L23 117ZM24 120L26 119V116L27 115H25L24 114ZM28 116H29V114H28ZM39 116H37V117H39ZM46 116V115H45ZM52 116V115H51ZM105 116V115H104ZM107 116H108V114H107ZM107 116H105V119H107L106 117ZM124 116V115H123ZM130 116V115H129ZM132 116V115H131ZM134 116V117H135ZM141 116V115H140ZM139 116V117H140ZM206 116H205V118H206ZM255 116H257V115H255ZM259 116V115H258ZM257 116V117H258ZM32 117V116H31ZM30 117V118H31ZM111 117V116H110ZM120 116L118 115V118H119ZM125 117H126V115H125ZM128 117V116H127ZM256 117V118H257ZM30 118L29 117H27V121H29L30 120ZM33 118L35 119V117H34V115H33ZM33 118H31L32 119V121H34L33 120ZM46 118V117H45ZM49 117L47 116V118L46 119H48ZM53 118H54V116H53ZM101 118H103L102 116H101ZM109 118V117H108ZM124 118V117H123ZM248 118V117H247ZM251 118V117H250ZM14 119V118H13ZM29 119V120H28ZM37 119V118H36ZM39 119V118H38ZM115 119H117L116 118V116H115ZM122 119V118H121ZM130 119V118H129ZM129 119L127 120V121H129ZM131 119H133V117H131ZM210 119V118H209ZM255 119V118H254ZM262 120V118H259V120ZM17 120V119H16ZM15 120V121H16ZM90 120V119H89ZM102 120H104V119H102ZM111 120H112V118H111ZM110 120V121H111ZM118 120V119H117ZM125 120V119H124ZM145 120V119H144ZM206 120V119H205ZM237 120V119H236ZM253 120V119H252ZM260 120V121H261ZM26 121V120H25ZM38 120H36V122H37ZM40 121V120H39ZM126 121V122H127ZM133 121V120H132ZM132 121H131V123H132ZM209 122H210V120H208ZM229 121H231V120H229ZM240 121V120H239ZM246 121V120H245ZM52 122V121H51ZM55 122H59L57 119H56V121H54L53 123H55ZM107 122H109V120H107ZM115 122H117V121H115ZM115 122H113V123H115ZM118 122H119V120H118ZM146 122V121H145ZM244 122V121H243ZM248 122V121H247ZM256 122V121H255ZM15 123V122H14ZM17 124H18V122H16ZM23 123V125H24V121L22 122ZM31 123H33V122H31ZM48 124H49V122H47ZM90 123V122H89ZM128 123V122H127ZM130 123V122H129ZM128 123V124H129ZM134 123H136V122H134ZM213 123V124H214ZM241 123V122H240ZM246 123V122H245ZM16 124V125H17ZM19 124H21L20 122H19ZM27 124V123H26ZM36 124V123H35ZM41 124V123H40ZM43 124V123H42ZM45 125V122H44V127L46 126H50L51 125V123H50V125ZM104 124H106V122L104 123ZM248 124H249V122H248ZM22 125V127H24ZM38 125V124H37ZM57 125V126H58ZM95 125H96V123H95ZM94 125V126H95ZM106 125H108V123L106 124ZM105 125V126H106ZM113 125V124H112ZM132 126H133V124H131ZM246 125V124H245ZM256 124H254L253 126H255ZM258 125V124H257ZM21 126V125H20ZM27 126V125H26ZM35 125H34V123H33V127H34ZM56 126V125H55ZM57 126H56V129H57ZM59 126V127H60ZM87 126V125H86ZM97 126L94 128L96 131H98L99 130V128H97ZM99 126V127H100ZM104 126V127H105ZM126 126V125H125ZM129 126V125H128ZM259 126V125H258ZM30 127H32V126H30ZM32 127V128H33ZM51 127V126H50ZM50 127H49V129H50ZM17 129H18V127H16ZM62 128V130L64 131V129ZM93 128V127H92ZM106 128H107V126H106ZM240 128H242V129H245V131H243V133L239 130ZM257 128V127H256ZM20 129V128H19ZM52 129V128H51ZM111 129V128H110ZM113 129H115V128H113ZM117 129V128H116ZM115 129V130H116ZM21 130H25V129H21ZM20 130V131H21ZM26 130H28V129H26ZM38 130V132L40 131L39 129H37ZM45 130H46V128H45ZM48 130V129H47ZM47 130L45 131L46 133H49L50 134V132H47ZM60 130H61V128H60ZM62 130H61V132H62ZM66 130H65V132H66ZM100 130H102V128L100 129ZM99 130V131H100ZM104 130H106V129H104ZM103 130V131H104ZM108 130H109V128H108ZM122 130V129H121ZM136 130H137V127H136ZM139 130H142L143 132H145L143 129H138L137 131H139ZM19 131V132H20ZM42 131V130H41ZM53 131H54V129H53ZM52 130H51V132H53ZM57 131V130H56ZM59 131V130H58ZM114 131V130H113ZM119 131V130H118ZM130 131V130H129ZM19 132H17V134H19ZM25 132H27V131H25ZM29 132V131H28ZM33 132V131H32ZM35 132H37L36 130H35ZM43 132H44V130H43ZM45 132L43 133V134H45ZM55 132V131H54ZM53 132V133H54ZM65 132H63V133H65ZM70 132H68V134L70 133ZM107 132V131H106ZM106 132H104V133H106ZM141 132V131H140ZM139 132V133H140ZM143 132H141V133H143ZM52 133V134H53ZM95 133V132H94ZM97 133V132H96ZM100 133H101V131H100ZM108 133V132H107ZM106 133V134H107ZM111 133H112V131H111ZM153 133V132H152ZM155 133V132H154ZM15 134V133H14ZM13 134V135H14ZM74 134V135H75ZM88 134V133H87ZM98 135H99V133H97ZM116 134V133H115ZM260 134V135H261ZM24 135V134H23ZM37 135V134H36ZM40 135V134H39ZM38 135V136H39ZM67 135V134H66ZM94 135H96V134H94ZM97 135V136H98ZM101 135V134H100ZM112 135V134H111ZM143 135V137L145 136V135H147V134H142ZM152 135V134H151ZM154 135V134H153ZM223 135V134H222ZM226 135H224V136H226ZM20 136H22V134H20ZM43 136V135H42ZM46 136V135H45ZM48 136V135H47ZM93 136V135H92ZM97 136H96V138H95V142H93V143H95V145L97 144L96 142H97ZM105 136V135H104ZM108 136V135H107ZM107 136H106V138H107ZM17 137V136H16ZM18 137H19V135H18ZM17 137V138H18ZM25 137V136H24ZM37 137V136H36ZM40 137V136H39ZM38 137V138H39ZM73 137V136H72ZM75 137V136H74ZM99 137V136H98ZM101 137H103V135L101 136ZM119 137V136H118ZM260 137H264V136H260ZM23 137H21V139H22ZM26 138H27V136H26ZM48 138V137H47ZM84 138V137H83ZM90 138V137H89ZM88 138V139H89ZM92 138V137H91ZM148 138H149V136H148ZM232 138V139H231ZM24 139V138H23ZM85 139H87V137H85ZM100 138H98V140H99ZM119 139V138H118ZM145 139H147V137L145 138ZM151 139V138H150ZM73 140V139H72ZM74 140H76V139H74ZM109 140V139H108ZM120 140V139H119ZM147 140H149V139H147ZM146 140V141H147ZM19 141V140H18ZM86 141V140H85ZM89 141V140H88ZM88 141H86L85 143H87ZM92 141V140H91ZM102 141V140H101ZM104 141V140H103ZM111 141V140H110ZM31 142V141H30ZM76 142V141H75ZM83 142H84V140H83ZM100 142V141H99ZM98 142V143H99ZM106 142H107V140H106ZM152 142V141H151ZM254 142H253V144L252 145H254ZM17 143V142H16ZM90 143V142H89ZM92 142H91V144H88V146L89 145H92L93 144ZM30 145L32 144V143H29ZM86 145V144H85ZM91 146V148L89 147V155L91 156V157H93V159H94V156L97 154V152H98V147L99 146ZM99 145H103L102 143L101 144H99ZM122 145V144H121ZM260 145H258V146H255L254 148H253V151L250 153L251 155H252V157L254 156H256L257 157V159H258V157L260 158V160H259V162L261 163V164H264V150L261 148V146ZM86 147V146H85ZM102 147V146H101ZM100 147V148H101ZM195 147V146H194ZM88 148V147H87ZM103 148H105L104 146H103ZM102 149V148H101ZM128 149V148H127ZM29 150H31L30 149V147H29ZM85 151H86V149H85ZM28 152L29 151H27V153H26V155H28ZM238 152V151H237ZM240 152V151H239ZM104 152H103V150L101 151V154H103ZM118 153V152H117ZM262 153V154H261ZM87 154V155H88ZM99 154V153H98ZM101 154H99V155H101ZM239 154H241V153H239ZM86 155V154H85ZM98 155V156H99ZM237 155V154H236ZM97 156V155H96ZM86 157V156H85ZM89 157V156H88ZM90 157V158H91ZM255 157V158H256ZM87 158V157H86ZM86 158H84V159H86ZM100 158H101V156H100ZM99 158V159H100ZM238 158V157H237ZM254 158V159H255ZM93 159H91V160H93ZM96 159V158H95ZM136 159H137V157H136ZM135 159V160H136ZM130 161V160H129ZM132 161V163L134 164L135 162H133V160H131ZM140 161V160H139ZM240 161V160H239ZM255 161H257V163H258V160H255ZM90 162H92V161H90ZM142 162V161H141ZM87 164H88V162H86ZM93 163H94V161H93ZM129 163V162H128ZM131 163V164H132ZM139 162H137V164H138ZM130 163L127 165V166H130L131 165ZM132 164V165H133ZM140 164V163H139ZM240 164V163H239ZM126 166V165H125ZM124 166V167H125ZM134 166H136V164L134 165ZM133 166V167H134ZM139 166V165H138ZM144 167V166H143ZM147 167V166H146ZM138 168V167H137ZM239 168V167H238ZM124 169H126L127 170V168H124ZM129 169V168H128ZM131 169V168H130ZM240 170V169H239ZM253 170V169H252ZM241 172V171H240ZM238 175V174H237ZM16 181V180H15ZM184 200V199H183ZM194 200V199H193ZM163 203V202H162ZM191 206V205H190ZM246 206V205H245ZM190 215V214H189ZM190 217V216H189ZM184 218V217H183ZM177 219H178V217H177ZM188 219V218H187ZM180 220V219H179ZM191 219H189V221H190ZM193 220V219H192ZM262 220V219H261ZM180 222V221H179ZM261 223H263V222H261ZM182 225V224H181ZM180 228H182V227H180ZM203 229H201V231H202ZM197 231V230H196ZM200 231V230H199ZM200 231V232H201ZM182 233V232H181ZM185 233V232H184ZM197 233V232H196ZM199 233V232H198ZM202 233H203V231H202ZM186 234V233H185ZM184 234V235H185ZM182 235V234H181ZM184 237V236H183ZM234 240V239H233ZM181 241V240H180ZM251 242V241H250ZM183 243V242H182ZM251 254V253H250Z\"/></svg>",
	"mask_w": 264,
	"mask_h": 264
}]
</instances>
